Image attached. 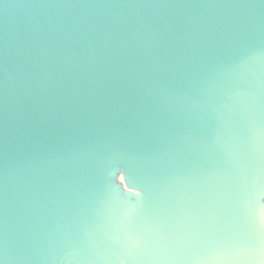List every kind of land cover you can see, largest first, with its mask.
Returning <instances> with one entry per match:
<instances>
[{
    "label": "water",
    "instance_id": "water-1",
    "mask_svg": "<svg viewBox=\"0 0 264 264\" xmlns=\"http://www.w3.org/2000/svg\"><path fill=\"white\" fill-rule=\"evenodd\" d=\"M261 192L264 0H0V264H264Z\"/></svg>",
    "mask_w": 264,
    "mask_h": 264
},
{
    "label": "snow or ice",
    "instance_id": "snow-or-ice-1",
    "mask_svg": "<svg viewBox=\"0 0 264 264\" xmlns=\"http://www.w3.org/2000/svg\"><path fill=\"white\" fill-rule=\"evenodd\" d=\"M264 192H261L254 200L249 202V217L247 229L241 233L237 238L235 244L254 248L259 244L262 251H264ZM257 207L258 224H257ZM226 252H216L215 254H225Z\"/></svg>",
    "mask_w": 264,
    "mask_h": 264
},
{
    "label": "rangeland",
    "instance_id": "rangeland-1",
    "mask_svg": "<svg viewBox=\"0 0 264 264\" xmlns=\"http://www.w3.org/2000/svg\"><path fill=\"white\" fill-rule=\"evenodd\" d=\"M119 180H120V181H121V182L124 184V182H123V180H122V177H121V176L119 177Z\"/></svg>",
    "mask_w": 264,
    "mask_h": 264
}]
</instances>
